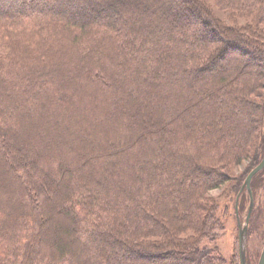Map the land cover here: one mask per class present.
Segmentation results:
<instances>
[{
    "label": "trees",
    "instance_id": "16d2710c",
    "mask_svg": "<svg viewBox=\"0 0 264 264\" xmlns=\"http://www.w3.org/2000/svg\"><path fill=\"white\" fill-rule=\"evenodd\" d=\"M19 1L0 0V264H240L206 245L209 192L262 158L264 0H216L225 20L203 0Z\"/></svg>",
    "mask_w": 264,
    "mask_h": 264
},
{
    "label": "rangeland",
    "instance_id": "374dc122",
    "mask_svg": "<svg viewBox=\"0 0 264 264\" xmlns=\"http://www.w3.org/2000/svg\"><path fill=\"white\" fill-rule=\"evenodd\" d=\"M20 0L19 2H21ZM208 7L211 9L213 15L221 20H225V16L227 15V11H222L216 5V0H203ZM45 3H50L49 0H46ZM91 6V5H90ZM172 6V7H171ZM79 8L87 9L86 6H80ZM173 5H170V10L174 9ZM184 11V8H182ZM181 10V11H182ZM148 10H145V14ZM185 16V14H184ZM146 19H144L145 21ZM147 21V20H146ZM236 25L244 24L245 18H237L234 19ZM148 22V21H147ZM150 26H155L153 23H149ZM198 28L206 29V26L200 24ZM241 51H237L236 53H228L226 58H234L236 60L235 63H232L233 70L238 66V63H241L243 66L247 67L250 71L257 70V64L259 60H256L253 56H249L247 53L242 52L241 48H238ZM234 51V50H233ZM6 52V48L3 44H0V54ZM241 52V53H238ZM225 63V60H221L220 64ZM230 65V64H229ZM218 67L214 68V71H219ZM227 70V69H226ZM228 71V70H227ZM232 73V70L228 71ZM230 83L232 80L229 81ZM210 90V89H209ZM264 111V110H263ZM237 116L242 118V121L246 120L249 115H245V113L238 109L236 110ZM146 119V120H144ZM154 119V118H153ZM141 123H143V127H146L150 132L157 133L158 127L161 124L157 120H151L146 118V116H142L140 118ZM217 119L214 120V128L217 131L225 133L229 132L230 128L227 127L226 123L221 121V123H217ZM183 129L180 127V131L185 132L184 129L189 130L190 126L187 122L182 125ZM229 130V131H228ZM140 132V129L138 130ZM168 137L161 136L160 142L161 149L163 151L168 152L171 151L170 148L167 147L166 140ZM22 147L24 149L29 148V142L24 144L22 143ZM165 155V153L163 154ZM249 164V160H243L240 163H237L231 166L232 171L235 175L242 174ZM167 170L170 168L168 165L166 166ZM0 179H4L5 183L8 184L7 177H4V170L0 168ZM11 185V183H10ZM3 188L0 183V191ZM211 196L218 198L219 209L218 215L220 220L223 223L224 230L222 234L218 236L214 241L207 242L206 245L211 248H216L217 253H219L226 261H230L231 259H238L240 262V253L241 258L243 260V264H258L259 257L261 251L264 247V169L260 170L251 178L249 188L246 187L245 181L241 185L240 189L236 192L231 190L230 184L227 182L220 185L218 188H215L209 192ZM15 199L17 201H21L20 197H17L16 192L12 191L10 199ZM5 203H1V209L3 212L6 211ZM71 240V239H70ZM114 261V259H113ZM112 260L110 262H113ZM159 264L163 262V260L158 261ZM137 264V263H135ZM158 264V263H156Z\"/></svg>",
    "mask_w": 264,
    "mask_h": 264
},
{
    "label": "water",
    "instance_id": "95a60500",
    "mask_svg": "<svg viewBox=\"0 0 264 264\" xmlns=\"http://www.w3.org/2000/svg\"><path fill=\"white\" fill-rule=\"evenodd\" d=\"M264 169V111H263V154H262V158L259 161V163L252 168L249 173L247 174L246 178H245V184L246 187L249 188V184L251 181V178L253 177L254 174H256L257 172H259L260 170ZM240 264H243V260L241 258V253H240ZM258 264H264V247L261 251L260 257H259V261Z\"/></svg>",
    "mask_w": 264,
    "mask_h": 264
}]
</instances>
